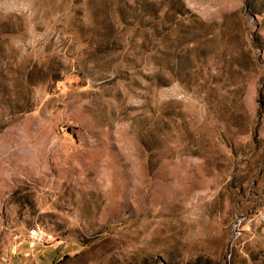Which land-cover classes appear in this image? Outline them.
<instances>
[{
    "label": "rangeland",
    "instance_id": "1",
    "mask_svg": "<svg viewBox=\"0 0 264 264\" xmlns=\"http://www.w3.org/2000/svg\"><path fill=\"white\" fill-rule=\"evenodd\" d=\"M0 264H264V0H0Z\"/></svg>",
    "mask_w": 264,
    "mask_h": 264
},
{
    "label": "built area",
    "instance_id": "2",
    "mask_svg": "<svg viewBox=\"0 0 264 264\" xmlns=\"http://www.w3.org/2000/svg\"><path fill=\"white\" fill-rule=\"evenodd\" d=\"M34 239L36 241H39V240H42L43 239V236L42 235H37Z\"/></svg>",
    "mask_w": 264,
    "mask_h": 264
},
{
    "label": "trees",
    "instance_id": "3",
    "mask_svg": "<svg viewBox=\"0 0 264 264\" xmlns=\"http://www.w3.org/2000/svg\"><path fill=\"white\" fill-rule=\"evenodd\" d=\"M106 42H107V39H106Z\"/></svg>",
    "mask_w": 264,
    "mask_h": 264
}]
</instances>
